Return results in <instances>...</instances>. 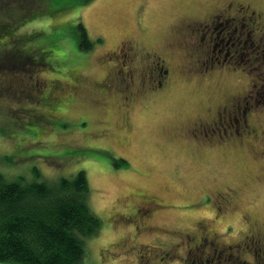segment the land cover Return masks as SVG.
<instances>
[{"label":"rangeland","instance_id":"rangeland-1","mask_svg":"<svg viewBox=\"0 0 264 264\" xmlns=\"http://www.w3.org/2000/svg\"><path fill=\"white\" fill-rule=\"evenodd\" d=\"M225 1L230 0H0V24L10 21L15 27L14 37H0V48L17 42L43 61L13 67L0 60V175L33 179L35 168L42 176L86 171L91 205L104 227L88 239L82 264H194L199 261H193L194 251L188 257L187 247L178 245L188 240L187 231H215L220 240L232 242L256 218L264 233V0H235L258 10L262 17L250 21L260 29L248 35L250 27L240 28L232 39L206 28L205 46H200L193 30ZM63 5L71 7L48 14ZM79 20L86 29L76 26ZM83 29L93 41L88 47L80 36ZM126 36L157 49L170 63L165 87L129 101L113 96L136 90L127 89L119 61L109 82L95 84L105 74L104 65L115 64L104 62L113 56L106 52ZM224 36L225 47H236L234 54L210 47ZM71 75L79 82L71 84ZM8 80L30 85L20 90L11 82L8 89ZM68 93L70 100L59 105ZM221 103L233 113L221 117L227 122L210 108ZM124 105L132 108L131 131L119 117ZM210 113L215 121L207 134L186 129ZM195 133L202 140L197 146ZM141 193L154 196L159 205H145ZM151 208L158 209L150 215ZM244 240L256 244L252 236ZM241 241L233 264H263L257 246L248 249ZM175 248L179 257L159 258L162 249L173 253ZM223 251L218 247L220 257Z\"/></svg>","mask_w":264,"mask_h":264},{"label":"trees","instance_id":"trees-1","mask_svg":"<svg viewBox=\"0 0 264 264\" xmlns=\"http://www.w3.org/2000/svg\"><path fill=\"white\" fill-rule=\"evenodd\" d=\"M70 7L63 5L55 12H48V14L63 12ZM12 24L14 25L10 21L0 24L2 25L1 29L4 28L3 32L0 29V37L4 34L11 35V38L14 37L15 27ZM76 26L80 29L85 28L80 20ZM85 29L82 30V34L80 32V36L84 46L88 47L92 45L93 41ZM16 43L12 42L11 46H5L3 50L0 48L1 61L14 64L13 67H23L29 60H33L36 64L41 63V58L32 57L33 51L30 47L16 46ZM21 71L25 72L23 69ZM77 74L79 75V73ZM71 77L75 76L71 75ZM56 81L62 82L61 80ZM11 82L20 90V87L24 88L30 85L8 80L6 88L9 89L12 86ZM49 96L44 98V106L50 103L48 102ZM45 117L41 119L49 120L55 115ZM121 161L124 166L128 165L125 158H121ZM32 174L33 179H26L21 175L16 178L0 175V264L8 262L15 264H82L88 255V239L97 236L104 227V220L91 205V187L86 171L80 169L70 176H46L44 174L42 176L40 169L35 168ZM208 198L205 196V202L208 201ZM212 203L217 205L214 199ZM252 230L251 226L241 238L245 239L249 232L248 236H252ZM187 232H190L191 235L185 233V236H189L185 243H189L188 251L195 253L193 261L197 259L202 264H218L224 260L222 264H233L239 258V248L235 243L240 239L226 242L214 235H212L213 240L209 239V234L206 231L202 233H198L196 230ZM190 238L193 239L190 240ZM262 240H264L263 237ZM183 242L184 240L180 243ZM218 247L224 250L222 257H220ZM262 248L264 250V246ZM231 249L235 250H232L231 253ZM168 252L169 249H162L164 254L159 258L170 259L176 252L181 254V250L177 248L173 253ZM167 254L168 256H166ZM258 255L262 257L260 251ZM187 256L189 257V254ZM198 262L194 264H199Z\"/></svg>","mask_w":264,"mask_h":264},{"label":"flooded vegetation","instance_id":"flooded-vegetation-1","mask_svg":"<svg viewBox=\"0 0 264 264\" xmlns=\"http://www.w3.org/2000/svg\"><path fill=\"white\" fill-rule=\"evenodd\" d=\"M242 15H239L241 14ZM221 15H226L228 16V18L226 20H224L223 22L221 21ZM257 16L262 17L261 14H258V10H256L253 5L251 3H244V2H238L235 0H230V1H225L223 2L220 7L218 8V12H213L211 14V17L209 18H205V21L199 20L198 21V25L199 28L196 30H193L194 32L198 33V40H199V45L200 46H205V33L204 30L206 28H212L214 29V31L218 34H223L225 33V35H228L227 37L230 38H234V35L236 34V32L238 30H240V28H243V30L248 26L250 28H246L248 31V35L252 34V31H255L257 28L262 30L263 35H264V22L261 23L260 28L258 26H255L253 24L252 21L254 17ZM264 16V13H263ZM249 21V23H248ZM203 24V26H202ZM234 28V33H230L232 31V29ZM243 32V31H240ZM233 35V36H231ZM239 35V34H238ZM263 35H260L259 38H261ZM239 37V36H238ZM221 43L216 42V44L214 43V41H212L210 38L208 39L209 42L212 41V43L210 44V47H212V49H214L215 53L217 51L222 52L223 50H225V52L223 53H228L231 55L234 54V52L232 51H237L236 47L230 48V47H225V45L228 43V41H225V36L220 39ZM264 40V38H263ZM263 40L259 39V44L260 41L262 42ZM233 42V41H232ZM231 42V43H232ZM264 42V41H263ZM217 44H220L221 47L217 48ZM233 46H235V43H232ZM261 45V44H260ZM244 49H246V47H244ZM200 50H205V48H201L199 47V51ZM107 55H113V56H109L107 58V60L104 59V62H106L107 64H110V60H114L115 64H110V65H104L105 66V74L103 75V77L101 79H98L95 84L98 86H102V82L104 81H108L109 78L112 77L111 72H116V67H117V62L119 61L122 65V70L126 72V76L128 80H125L126 82L128 81V86L127 89L130 86H133V88L136 87L135 91H131L128 93V95H125L124 93H121L120 91L116 94H114L113 96L118 97L119 100H131L132 97H136L137 95L141 96L143 94H148L150 91H153L154 89H160L165 87V82L167 81L166 78L168 77L169 71H170V63L162 56V54L159 53V51L157 49H151L146 47L145 45L141 44L137 39H135L132 36H126L124 38H122L119 43L115 46L114 49L109 50L108 52H106ZM238 54V53H237ZM121 57V58H120ZM224 60H227V58H224ZM138 76H140L139 79V84L138 86L134 85V83L136 82L135 80L138 78ZM146 78L149 79V84H146ZM116 79V78H114ZM150 80H153L155 82H152ZM77 81V82H76ZM79 80H77L75 77L73 78V81H71V84L74 83H78ZM109 82V81H108ZM117 82V80L115 82H112V84L114 86L115 83ZM140 85V86H139ZM78 87H80L79 90L84 89L83 84H78ZM102 91H104V88L102 89ZM107 93H109V90L107 91ZM71 93L66 94L65 96H63L61 98V103L59 105L62 106L63 103H65L67 100L66 96H68ZM121 94V95H120ZM75 95V94H72ZM83 96V95H81ZM121 97H123L124 99H122ZM69 98V97H68ZM65 100V102H63ZM122 105V104H121ZM234 105V104H232ZM221 106V108H220ZM211 109H216L215 114H218L217 116L220 119H223L224 121H229L225 118H221L224 115H230L229 113H231L232 111L228 112L227 109H229V106L227 103H221V105H217L216 107H210ZM209 108V110H210ZM131 109L132 108H127L124 105V109L123 111L121 110L120 113V118L122 119V125L125 126V128L129 131L132 130V125H131ZM211 112V111H210ZM213 113H210L209 118L207 119H200V120H194L192 122H189L187 124L186 129L190 130L192 129L191 127L203 130L204 133L207 134V131L211 130V126L213 125L211 121H215V119L213 120ZM231 116L230 118L232 117ZM231 122V121H230ZM232 123V122H231ZM108 131L109 128H103V130ZM214 129V128H213ZM195 130V129H194ZM226 130V129H224ZM108 134V133H107ZM204 136V135H203ZM195 140H198V142H195ZM230 140V138H229ZM192 141L195 142V145L197 146V144L201 143V139L199 138L198 134L195 133L193 134V138ZM191 141V142H192ZM192 142V143H193ZM197 143V144H196ZM142 199H143V203L147 206H149L150 204H152L153 202H155V205H159V202L156 200H154V196L145 194V193H141L140 194ZM219 207L217 206V210L219 212ZM158 208H151V212L150 215ZM138 212V209L136 210ZM136 212V213H137ZM138 214V213H137ZM134 216V214H132ZM140 214H138V216H140ZM149 215V214H148ZM219 214H216V216H218ZM251 226L253 227V230L251 231L252 237L254 238L255 243L251 242V241H247L242 239L241 237L238 239H242L245 244V247H247L248 249H251L250 244H253V250L256 249L255 246H257L258 251L261 252L262 257V263L264 264V250L262 248V246H264L263 242L264 240H262V237L264 238V233H261L259 231V228H261L259 220H257L256 218H253L252 221L251 219L249 220ZM250 226V227H251ZM206 229V228H205ZM250 228H248L249 230ZM206 231V230H205ZM208 232V238L211 240L212 239V235H214L215 237H218V234H214L213 232ZM191 235V234H189ZM249 233L246 235L247 237ZM193 236L197 237V235L193 234ZM193 238H190V240H192ZM186 241H184V244L179 246H182V248H186L188 247L189 243H185ZM238 241H236L235 244H237ZM242 243V241H241ZM242 243V244H243ZM208 245V243H206ZM183 245H185L183 247ZM234 245V244H233ZM232 245V246H233ZM237 246H241V244H237ZM185 251V250H184ZM191 251H188V248H186L185 254L188 255ZM176 256H178V253L176 252Z\"/></svg>","mask_w":264,"mask_h":264}]
</instances>
